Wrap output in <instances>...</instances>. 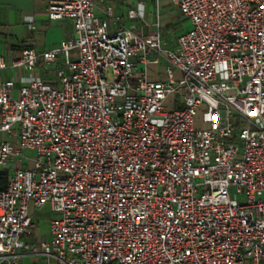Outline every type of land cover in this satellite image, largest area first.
I'll use <instances>...</instances> for the list:
<instances>
[{
	"label": "built area",
	"instance_id": "obj_1",
	"mask_svg": "<svg viewBox=\"0 0 264 264\" xmlns=\"http://www.w3.org/2000/svg\"><path fill=\"white\" fill-rule=\"evenodd\" d=\"M135 1L49 0L72 38L0 55V264L264 262V0H170L173 48Z\"/></svg>",
	"mask_w": 264,
	"mask_h": 264
},
{
	"label": "crops",
	"instance_id": "obj_2",
	"mask_svg": "<svg viewBox=\"0 0 264 264\" xmlns=\"http://www.w3.org/2000/svg\"><path fill=\"white\" fill-rule=\"evenodd\" d=\"M49 0H0V55L19 56L24 48H33L36 52H43L56 46L61 40L71 39L73 30L68 20L49 21L46 17V7ZM118 12L126 10L127 3L122 0H111ZM129 7H136L135 0H129ZM123 5V6H122ZM159 5L163 7L165 13H169L176 7L170 0H159ZM153 3H149L141 9L142 20L151 25L154 21ZM122 11V12H123ZM98 13V11H97ZM161 15V13H160ZM175 14L173 13L172 16ZM153 21L149 24L148 20ZM173 18V17H172ZM172 18L168 17L161 25L167 29ZM152 31L150 27H143V35ZM162 35H165L163 33ZM168 48H173L176 37L173 40H164ZM161 68L157 65L147 66L148 79L158 81ZM22 74V71H20ZM0 76L8 78L9 72L0 73ZM33 218V216H32Z\"/></svg>",
	"mask_w": 264,
	"mask_h": 264
},
{
	"label": "rangeland",
	"instance_id": "obj_3",
	"mask_svg": "<svg viewBox=\"0 0 264 264\" xmlns=\"http://www.w3.org/2000/svg\"><path fill=\"white\" fill-rule=\"evenodd\" d=\"M127 6L126 9H128L129 7V2L127 1ZM123 6V5H122ZM123 11V10H122ZM121 11V13H123ZM160 19L159 22L163 24V22L166 20V18H172L171 24H169L170 26L167 27V29H165V27L163 25H161V30L160 33L163 34L165 33L164 38L167 40H173L175 37H178L179 35L185 33L186 31H188L190 29V22L187 19L182 18L178 12L175 13V9L171 10L169 13H165V10L163 9L162 6H160ZM175 14L174 16H172V14ZM153 21L152 18H150L148 20L149 24H151ZM161 68V72L159 75V80L163 79L164 77V65L162 64L161 66L158 67V69ZM48 75V73H47ZM46 77H50L49 75ZM175 77H177V73L175 74ZM172 100L173 97H169L168 100L166 101V107L168 109H173L172 106ZM200 114L201 112H198V116L196 118V127L197 128H206V126L204 125H200L199 124V118H200ZM25 155L27 157H32L34 156V152L33 151H25L24 152ZM12 159H8V161L6 162V166H9L12 163ZM29 215L33 216V221L35 224V230L33 234L30 235H26L24 237L25 241L29 244H33L34 242H36V240L38 238H44L47 237L48 238V224L50 222V220L56 218L57 216L55 214H53L50 210V206L47 204L44 207H42L40 210L34 211L32 209V207H29ZM30 260L29 258H24L20 263L18 264H30ZM259 264H264V262H261Z\"/></svg>",
	"mask_w": 264,
	"mask_h": 264
},
{
	"label": "trees",
	"instance_id": "obj_4",
	"mask_svg": "<svg viewBox=\"0 0 264 264\" xmlns=\"http://www.w3.org/2000/svg\"><path fill=\"white\" fill-rule=\"evenodd\" d=\"M6 177H7L6 170H1L0 171V191L3 190L6 186Z\"/></svg>",
	"mask_w": 264,
	"mask_h": 264
}]
</instances>
